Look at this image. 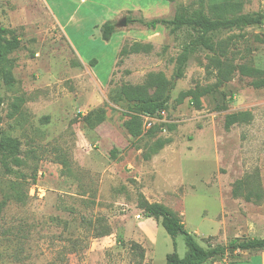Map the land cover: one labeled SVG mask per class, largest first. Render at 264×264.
<instances>
[{"label": "rangeland", "instance_id": "1", "mask_svg": "<svg viewBox=\"0 0 264 264\" xmlns=\"http://www.w3.org/2000/svg\"><path fill=\"white\" fill-rule=\"evenodd\" d=\"M225 1L237 14L264 16V0H206L205 12ZM198 8L197 0H175L172 14L158 16ZM120 23L116 31L130 36L120 51L149 49L119 56L121 33L107 45L93 35L69 46L39 0H0V28L21 43L8 57L15 84L0 87L1 128L19 141L23 162L12 174L0 166V264H133L134 244L144 264H166L174 251L184 258L183 236L172 240L160 220L145 217L143 205L153 204L178 216L204 248L264 239V87L252 86L264 80V19L212 35V52L192 48L182 79L176 58L195 32ZM240 67L259 73L243 76ZM155 75L174 84L167 110L132 113L120 88ZM195 88L205 91L199 109L179 98ZM97 109L104 122L85 127L78 115ZM239 112L251 122L226 131L225 117ZM132 116L142 121L138 138L125 128ZM255 253L208 264H260Z\"/></svg>", "mask_w": 264, "mask_h": 264}, {"label": "trees", "instance_id": "2", "mask_svg": "<svg viewBox=\"0 0 264 264\" xmlns=\"http://www.w3.org/2000/svg\"><path fill=\"white\" fill-rule=\"evenodd\" d=\"M168 3H173L175 0H166ZM206 0H197L199 8L192 12H185L181 10L174 15L171 20L154 19L148 22L143 20L134 21L126 18V23L129 25L132 22H139L149 30H154L158 26L167 27L170 33H176L182 28H189L196 33V37L185 45L176 58L175 79H182L184 70L189 60L192 48L202 47L205 50L214 51V43L211 36L222 31H231L234 29L242 30L246 27L260 25L264 16L257 15H242L234 12V9L239 7L237 4L225 1L222 4H212L209 13L205 12ZM116 29L112 23H105L101 27V37L104 42L110 41ZM10 31L0 28V87L3 84L7 88L14 86L15 81L12 76L13 62L8 58L10 54L20 48V40L17 37L7 38ZM149 47L141 46L137 43L131 45L129 48H123L119 56H129L138 54L141 51L148 50ZM94 62L90 63V66ZM220 76L225 79L226 70L223 69L222 64L218 68ZM239 72L243 76H252L258 74V71L250 70L245 67H240ZM252 86L256 89L264 87V80L255 81ZM174 88L172 82L167 81L162 75H155L149 77L146 84L143 86H122L119 90L121 98L133 108L131 112L136 115H144L149 118H154L160 113L167 110V105L170 100V94ZM152 92V93H151ZM205 91L200 88H195L186 93L180 94V100L189 98L196 109L200 108V98L203 97ZM1 106L2 100L0 98V166L5 174H12V167L19 168L23 162L20 156V143L18 140L6 136L1 128ZM14 111L18 110V104L12 105ZM85 127L94 129L102 124L105 120V113L102 109L91 111L86 116L78 115ZM252 120V115L249 112H239L229 114L224 120V129L229 131L231 127L240 124H248ZM125 128L129 135L133 138H138L142 134V121L137 116H132L125 124ZM35 182V179H33ZM233 196H238L237 192L233 191ZM247 201L250 202V199ZM5 203H0V214L4 208ZM145 217L160 220V224L166 234L174 240L178 236H183L186 254L184 258H180L174 251L172 254L166 256V264H208L215 260H224L228 253L236 252H261L264 251V239H252L248 241L234 240L227 246H207L206 248L200 246L196 239L186 231L181 219L168 210L166 207L158 204L143 205ZM135 261L133 264H144L145 252L137 244L131 247Z\"/></svg>", "mask_w": 264, "mask_h": 264}, {"label": "crops", "instance_id": "3", "mask_svg": "<svg viewBox=\"0 0 264 264\" xmlns=\"http://www.w3.org/2000/svg\"><path fill=\"white\" fill-rule=\"evenodd\" d=\"M39 3L55 22L69 46L72 43L79 45L80 38L90 39L93 35L102 39L101 27L105 23L110 22L115 26L117 22L119 23L123 19L126 20V16L133 20L140 19L145 22L154 19H165L164 16L159 17L158 15H164L168 12L172 14L173 8V3H168L166 0H39ZM158 27L152 31H159ZM116 33L122 34L120 37L122 40L121 46L115 48V52L118 51L117 53H119L124 40L130 36L126 37L129 33L127 31H115L112 37ZM150 39L151 37L146 41H139L146 43ZM109 42H105L106 45ZM85 59L87 58L85 57ZM79 60L83 63L81 59ZM252 232L253 230L249 229V233ZM252 256L259 258L260 264H264V251L257 252Z\"/></svg>", "mask_w": 264, "mask_h": 264}, {"label": "water", "instance_id": "4", "mask_svg": "<svg viewBox=\"0 0 264 264\" xmlns=\"http://www.w3.org/2000/svg\"><path fill=\"white\" fill-rule=\"evenodd\" d=\"M120 27H125L126 26V20L123 19L119 25Z\"/></svg>", "mask_w": 264, "mask_h": 264}]
</instances>
